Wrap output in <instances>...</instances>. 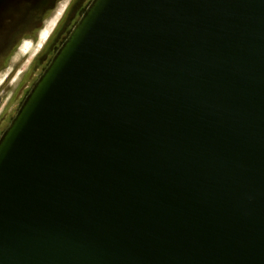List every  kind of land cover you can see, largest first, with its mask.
Returning a JSON list of instances; mask_svg holds the SVG:
<instances>
[{"label": "water", "instance_id": "1", "mask_svg": "<svg viewBox=\"0 0 264 264\" xmlns=\"http://www.w3.org/2000/svg\"><path fill=\"white\" fill-rule=\"evenodd\" d=\"M0 264H264V0H91L0 136Z\"/></svg>", "mask_w": 264, "mask_h": 264}, {"label": "rangeland", "instance_id": "2", "mask_svg": "<svg viewBox=\"0 0 264 264\" xmlns=\"http://www.w3.org/2000/svg\"><path fill=\"white\" fill-rule=\"evenodd\" d=\"M38 1L39 0H3L0 3V48L7 47L11 43V41L14 39V35L13 33H10V31L16 28L28 15H30ZM90 2L91 0H86L85 4L83 6L81 5L82 7L78 9V15L76 18H73L74 21L69 24L70 26L68 30L63 33V37L61 38L53 53L47 58L43 59L42 62L31 72V67L34 65L33 63H35V57L40 51L45 40L41 41V39L38 37V40L35 41L33 37L28 35L30 34L29 32L28 34L25 33L23 34L19 45L15 48L13 53L8 56L7 67L0 70V106L1 104L10 101V109H13V111L11 112L5 126L1 128L0 136L9 125L10 121L16 114L23 99L35 81L45 69L56 50L65 40L70 30L75 25ZM63 4L65 3L63 2ZM58 8L61 7L58 6L56 11ZM49 21L50 20H48L46 24H48ZM17 84L20 85L21 89L13 94ZM20 94L21 96H19Z\"/></svg>", "mask_w": 264, "mask_h": 264}, {"label": "flooded vegetation", "instance_id": "3", "mask_svg": "<svg viewBox=\"0 0 264 264\" xmlns=\"http://www.w3.org/2000/svg\"><path fill=\"white\" fill-rule=\"evenodd\" d=\"M3 0H0V3ZM65 4H63V2ZM86 0H39L35 8L32 10L30 15H28L24 22L32 23L33 28L30 30L29 36L33 37L35 41L40 39V32L45 28V25L48 20L51 19L55 15L56 8L60 5H65L62 10L60 16L56 20L54 26L50 30L47 38L44 41L40 51L37 53L35 57V63L32 65L30 72L37 67L43 59L47 58L50 54L53 53L56 46L59 44L61 38L63 37V33L66 32L69 28V24H71L76 16L78 15V9L85 4ZM82 5V6H81ZM40 33V34H39ZM19 36L16 38L14 42L11 44V50L8 51L9 46L0 48V70L7 67L8 56L13 53L15 48L19 45L21 38ZM27 36V35H26ZM6 50V52H5ZM21 89L20 85L17 84L15 87L13 94ZM21 96V94L19 95ZM10 101H7L0 106V130L3 126H5L6 122L9 119V116L13 109H10Z\"/></svg>", "mask_w": 264, "mask_h": 264}, {"label": "trees", "instance_id": "4", "mask_svg": "<svg viewBox=\"0 0 264 264\" xmlns=\"http://www.w3.org/2000/svg\"><path fill=\"white\" fill-rule=\"evenodd\" d=\"M32 28H33V24L32 23H28V22H22L21 24H19L16 28H14V29H12L11 31H10V33H13V35H14V39L11 41V43L8 45L9 46V49H8V51H10L12 48H11V44H12V42H14V40L16 39V38H19V36H22L21 34L23 33V34H25V33H27L28 34V32H30V30H32ZM7 48V47H6ZM5 52H6V50H5Z\"/></svg>", "mask_w": 264, "mask_h": 264}, {"label": "bare ground", "instance_id": "5", "mask_svg": "<svg viewBox=\"0 0 264 264\" xmlns=\"http://www.w3.org/2000/svg\"><path fill=\"white\" fill-rule=\"evenodd\" d=\"M65 5H61V8H58V10L55 12V15L50 19L49 23L46 24L45 28L42 30L41 32V41L45 40L50 32V30L52 29V27L54 26L56 20L58 19V17L60 16L62 10L64 9ZM45 33H47V35L45 36Z\"/></svg>", "mask_w": 264, "mask_h": 264}, {"label": "snow or ice", "instance_id": "6", "mask_svg": "<svg viewBox=\"0 0 264 264\" xmlns=\"http://www.w3.org/2000/svg\"><path fill=\"white\" fill-rule=\"evenodd\" d=\"M47 35V33H45V36Z\"/></svg>", "mask_w": 264, "mask_h": 264}]
</instances>
